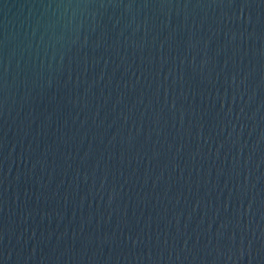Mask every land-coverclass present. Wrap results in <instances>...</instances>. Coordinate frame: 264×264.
I'll return each instance as SVG.
<instances>
[{
    "label": "water",
    "instance_id": "1",
    "mask_svg": "<svg viewBox=\"0 0 264 264\" xmlns=\"http://www.w3.org/2000/svg\"><path fill=\"white\" fill-rule=\"evenodd\" d=\"M0 264H264V0H0Z\"/></svg>",
    "mask_w": 264,
    "mask_h": 264
}]
</instances>
